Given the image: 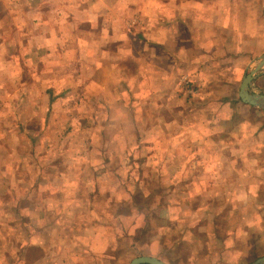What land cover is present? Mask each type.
Segmentation results:
<instances>
[{"label":"crops","instance_id":"0c3cea01","mask_svg":"<svg viewBox=\"0 0 264 264\" xmlns=\"http://www.w3.org/2000/svg\"><path fill=\"white\" fill-rule=\"evenodd\" d=\"M12 9H18V16ZM33 28L37 67L44 69V62L59 60L71 72L62 78L63 86L73 92L81 87L87 90L86 102L95 103L98 116L109 118L114 106L110 108L107 104L113 102L119 107L117 110L123 109L134 119L145 116L147 109L153 111L154 117L157 115L154 109L162 107L155 94L167 95L162 116L171 117L168 123L171 132L164 137L180 140L182 144L188 135L194 136L197 156L184 162L175 160V165L194 166L192 174L186 171L177 174L168 169L158 174L157 179L164 185L160 196L166 199L163 211L146 207L150 214L144 217V222L139 219L143 210L140 213L137 208L116 205L102 215V211L95 209L101 218L83 226L33 223L37 229L29 236L20 232L15 235L17 225L4 224L0 230H12L19 238L18 262L28 263L26 250L30 248L41 254L30 264H131L139 257L174 264L172 252L179 256L186 246L181 242L199 250V238L210 233L203 230L204 221H200L195 236L188 238L181 232L175 240L172 226L178 219L175 215H202L209 208L211 211L207 212L214 213L215 225L226 226L223 215H230V219L233 213L243 216L237 229L246 233L262 228V222L252 227V220H261L264 215V110L244 103L240 93L245 77L264 57V0H0L3 69H10L12 57L22 59L26 52L27 45L13 39L18 34L20 39L28 40ZM77 64H83V74L75 75L74 70L80 67ZM251 91L264 94V69L255 76ZM112 116L117 117L118 113ZM139 127H134L135 132ZM146 145L153 149L148 142L133 144L131 149ZM166 149L171 151L173 144ZM112 160L107 159L105 165L109 166ZM139 162L157 164L154 158ZM133 163L129 160L126 165ZM121 164L124 166V161ZM89 168L91 171L81 180L101 184L120 180L118 171L98 173ZM144 179V175L136 177L138 182ZM193 179L198 190L192 193L186 189L179 193L173 190L175 184ZM94 192L104 193L91 191ZM106 194L113 196L112 191ZM135 196L130 193V197ZM171 196L195 197L200 201L188 208L183 204L172 205ZM211 198H225L228 205L210 206L211 200L207 203L206 199ZM238 198L246 199L242 202L245 206H236ZM76 204L74 201L70 207L82 208ZM86 208L87 213L92 212L93 206L87 203ZM161 213L162 233L153 222L151 226L154 214ZM129 217H134V222L127 223ZM76 227H83L80 230L84 235L78 236L81 239L78 241ZM234 232H228L227 237L232 235L235 240ZM246 235L240 240H245ZM161 245L165 248L160 252ZM153 248L158 250L154 252ZM125 256H129L126 261ZM201 258L206 257L203 254L196 257L195 263L199 264Z\"/></svg>","mask_w":264,"mask_h":264},{"label":"rangeland","instance_id":"374dc122","mask_svg":"<svg viewBox=\"0 0 264 264\" xmlns=\"http://www.w3.org/2000/svg\"><path fill=\"white\" fill-rule=\"evenodd\" d=\"M17 11L18 9L13 10L16 16H18ZM33 33H35L34 28L33 32L28 33V40L20 39L18 34L13 39L14 42H24L23 44L27 45L22 59L12 57L10 69H3L5 63L0 61V227L4 224L17 225L14 229L17 233L15 235L20 232L29 236L34 228L37 229L32 226L33 223L56 222L60 227L66 225L72 227L73 223H78V226H83L101 218L95 209L102 211V215L106 213L107 208L111 211L116 205L130 209L134 207L140 213L143 210L139 217L141 221L150 214L147 212L148 206L151 210L156 207L163 211L166 199L160 196L164 185L157 179L158 174H164L167 169L168 172L175 170L177 174L184 171L192 174V171L196 170L194 166L190 169L187 163L175 165V160L184 162L186 158L197 156L194 136L188 135L187 141L182 144L180 140L164 137V134L168 135L171 132L168 128L171 117L164 119L162 116L163 100L167 95L155 94L162 107L154 109L157 114L154 117L153 111L147 109L144 110L145 116L134 119L123 109L117 110L119 107L113 102L107 104L110 108L114 106L113 110L110 109L109 118L98 116L95 103L86 102L87 90L84 91L81 87L73 92L72 88L69 90L67 86H63L62 78L71 72L65 69L59 60L54 63L52 60L44 62L46 66L44 69L37 67ZM39 57L41 58V55ZM77 65L80 67L74 70L75 75L83 74L81 67L83 64ZM128 72H131V68ZM115 113H118L117 117L112 116ZM101 121L106 123L102 124ZM133 126H140L137 132ZM147 142L151 143L152 150H149L147 145L131 149L133 144L136 146L138 143L141 145ZM169 144H173L171 151L166 149ZM149 158L156 159L157 164L139 162L147 161ZM107 159H113L109 166L104 163ZM129 160L132 163L133 160L136 162L126 165ZM122 161L124 166L121 164ZM116 165H118L117 170H115ZM89 167L98 173H102V170H108L110 173L118 171L120 180L113 184L81 180L91 171ZM54 175H59L60 178ZM90 175L94 174L91 172ZM138 175L141 178L144 175L145 179L138 182L136 180ZM194 180L173 184V190L179 193L186 189L192 193L199 189ZM209 186L211 190V183ZM94 190H102L104 193H91ZM108 191H112L113 196L106 194ZM144 191L146 194L142 193ZM133 192L137 196L130 197V193ZM69 193H74L75 196H70ZM93 194L95 195L92 196ZM104 195H108L109 198ZM170 200L172 205L183 204V207L188 208L197 206L200 201L188 196L183 198L171 196ZM74 201L82 208L70 207ZM243 201L246 199H236V206H245L242 204ZM206 202H209L210 206L228 205L225 198L206 199ZM87 203L93 206L90 208L92 212L87 213ZM210 209L202 215L191 213L175 215L178 217L172 224L175 240L178 235L181 236V232L188 238L195 236L197 233L195 228L200 221H204L203 230L207 229L210 233L208 237L199 238L201 245L198 246L199 250L195 249V246L193 249L187 246L188 243L181 242L186 246L182 247L179 256L172 252L175 257L174 264H196V257H201L202 254L206 258L204 260L201 258L199 264H254L257 259L264 257V215L261 220L254 218L252 220V227L255 223L262 222L261 229H253L252 232L245 233L237 229L243 223L242 215L235 217L232 213L229 219L230 215L225 214L223 216L226 219V226L223 223L215 225L214 213L207 212L211 211ZM176 211L179 212V209ZM162 214H154L155 218L151 220V226L153 222L158 230L163 228L160 226L163 222ZM151 217L153 215H150ZM133 220L134 217L126 219L127 223H132ZM24 224H27V227H24ZM80 228L76 229L77 237L84 235ZM14 231L0 230V264L3 262L22 264L18 262L20 261L18 256L20 247L17 244L19 238L14 236ZM117 231L121 234L120 229ZM146 231L148 230L140 235L145 236ZM233 231H235V240L232 235L230 238L227 237L228 232L232 234ZM160 232L162 233L163 229ZM214 234L218 237L215 238ZM244 234H247L245 240H240L244 238ZM222 236L223 239H220ZM78 240H81L80 237ZM112 242L116 244V240L113 239ZM120 246L125 247L124 244ZM164 248V245H161L160 252ZM153 250L155 252L158 249L153 248ZM26 253L27 264L41 255L30 248ZM126 258L129 256H125L124 261L127 260Z\"/></svg>","mask_w":264,"mask_h":264},{"label":"water","instance_id":"95a60500","mask_svg":"<svg viewBox=\"0 0 264 264\" xmlns=\"http://www.w3.org/2000/svg\"><path fill=\"white\" fill-rule=\"evenodd\" d=\"M264 69V57L260 60L257 67L247 75L241 87V100L251 106L258 107L264 110V94L252 93V82L255 76ZM131 264H167L157 258L140 257L132 261ZM254 264H264V257L258 259Z\"/></svg>","mask_w":264,"mask_h":264}]
</instances>
